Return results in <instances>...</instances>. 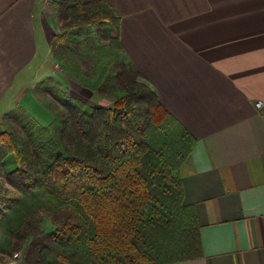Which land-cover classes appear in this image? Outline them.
I'll use <instances>...</instances> for the list:
<instances>
[{
  "label": "trees",
  "instance_id": "trees-1",
  "mask_svg": "<svg viewBox=\"0 0 264 264\" xmlns=\"http://www.w3.org/2000/svg\"><path fill=\"white\" fill-rule=\"evenodd\" d=\"M53 5L59 32L51 55L109 103L91 105L48 78L35 87L54 103L50 123L21 108L1 116L0 178L18 192L4 204L2 250L19 251L20 264H166L201 256L179 173L196 140L126 59L119 16L107 0ZM44 219L53 227L44 230Z\"/></svg>",
  "mask_w": 264,
  "mask_h": 264
},
{
  "label": "crops",
  "instance_id": "crops-1",
  "mask_svg": "<svg viewBox=\"0 0 264 264\" xmlns=\"http://www.w3.org/2000/svg\"><path fill=\"white\" fill-rule=\"evenodd\" d=\"M107 1L126 59L196 140L179 173L202 254L166 264H264V0ZM44 2L0 0V118L39 123L24 100L59 32Z\"/></svg>",
  "mask_w": 264,
  "mask_h": 264
},
{
  "label": "rangeland",
  "instance_id": "rangeland-1",
  "mask_svg": "<svg viewBox=\"0 0 264 264\" xmlns=\"http://www.w3.org/2000/svg\"><path fill=\"white\" fill-rule=\"evenodd\" d=\"M56 0H45L46 4V12H49L53 15V10L51 8ZM54 6V5H53ZM46 51V50H45ZM43 54V53H42ZM39 69H37L38 74V80L36 82H39L42 79H48L50 78L51 83L54 85L61 84L66 88V90L71 91L76 96L82 98L83 100H86L87 103L91 105H107L109 101L104 97H100L97 94L90 93L87 89L80 86L79 83L75 80V78L66 73L63 72L61 69V65L57 59H55L51 52L48 54L44 52V61H43V67L41 65L38 66ZM81 68L84 69V67L81 65ZM50 83V84H51ZM37 84V83H36ZM29 96V95H28ZM38 98L40 99L38 102H34L31 100L30 97H26L24 102L29 103L25 104V108L29 110V112L32 114V116L39 122V124H48L52 121V118L55 116V110L51 107L54 106V103L52 99L43 93L38 94ZM32 101V102H31ZM31 102V103H30ZM23 103L21 104V106ZM51 107H50V106ZM59 109V107L56 109V111ZM61 111V109H59ZM12 159V158H11ZM8 162V164H14V162L11 160ZM0 174H2L0 170ZM18 195V192L10 186L5 179L2 177L0 178V219L3 215V213L6 211L5 203L7 202V199H10L12 197H15ZM42 227L44 230H47L52 226L51 222H48L47 219H44L42 222ZM7 240H5L4 232L1 229L0 225V264H20L22 262L21 253L19 251L15 252L13 251L12 254H9L8 252H4L2 249H7ZM11 248V246H9ZM18 254L17 257H14V254Z\"/></svg>",
  "mask_w": 264,
  "mask_h": 264
},
{
  "label": "built area",
  "instance_id": "built-area-1",
  "mask_svg": "<svg viewBox=\"0 0 264 264\" xmlns=\"http://www.w3.org/2000/svg\"><path fill=\"white\" fill-rule=\"evenodd\" d=\"M255 106H256L258 109H263V115H264V103L261 102V101H257V102H255ZM17 256H18L17 253L14 254V257H17Z\"/></svg>",
  "mask_w": 264,
  "mask_h": 264
}]
</instances>
